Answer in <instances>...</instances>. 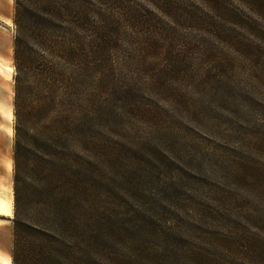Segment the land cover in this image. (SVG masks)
I'll list each match as a JSON object with an SVG mask.
<instances>
[{"label":"rangeland","instance_id":"1","mask_svg":"<svg viewBox=\"0 0 264 264\" xmlns=\"http://www.w3.org/2000/svg\"><path fill=\"white\" fill-rule=\"evenodd\" d=\"M130 1L143 8L135 9L143 26L124 27L116 70L98 79L78 115L81 139L77 127L73 138L39 136L50 140V156L43 152L42 172L21 175L20 217L45 221L54 184L43 169L49 174L60 159L89 187V199L77 188L62 202L89 200L91 220L78 207L70 220L92 240L95 264H264V0H175V9ZM15 4L0 0V96L12 108L0 98L11 135L0 140V264L12 263L15 196L7 183L14 190L16 127L25 119L16 79L27 90L38 81L14 63ZM25 40V56L38 53L47 67V48ZM40 119L28 116L29 135Z\"/></svg>","mask_w":264,"mask_h":264},{"label":"trees","instance_id":"2","mask_svg":"<svg viewBox=\"0 0 264 264\" xmlns=\"http://www.w3.org/2000/svg\"><path fill=\"white\" fill-rule=\"evenodd\" d=\"M178 5L175 0H159L155 6L175 9ZM106 9L128 10L120 14ZM135 9L143 8L130 0H16L14 22L18 34L14 63L19 70L33 73L38 81L37 88L27 90L30 87L27 80L21 76L16 79L17 108L23 109L25 119L24 124L16 127L14 145L13 264H95L90 253V247L94 245L92 240L90 237L84 239L87 235L75 228L70 220L73 213L79 212L87 222L91 220L89 207H86L89 200L62 202L63 197L70 196L71 192L72 196L76 195L77 188H81V199H89V187L83 183L80 185L81 181L71 178L65 169L59 167V163L62 164L60 159H53L50 173L43 169L45 178L54 184L51 201L46 203L50 211L45 221L34 223L20 217L23 215V203L19 199L21 175L27 173L30 177V174L42 172L45 164L43 152L50 156V140L40 143L39 136L48 132L46 135L53 141L67 135L73 138L76 127L79 130L82 123H86L84 116L78 115L87 111L85 101H88L89 92L96 90L98 79L109 77L116 70L114 51L127 32L124 27L130 30L143 26L139 11L135 12ZM44 19L49 21L50 27L41 25ZM26 36L47 48L51 57L47 67L39 60L38 53L30 58L25 56L23 43ZM43 84L47 89L42 87ZM74 113L77 117L71 118ZM31 115L43 117L35 135H29L27 131V119ZM49 115L50 119L45 120ZM78 134L81 139L80 130ZM82 194L86 197L83 198ZM77 207L79 212L75 210ZM75 229L78 230L76 234ZM78 234L83 237L81 244L74 237Z\"/></svg>","mask_w":264,"mask_h":264},{"label":"crops","instance_id":"3","mask_svg":"<svg viewBox=\"0 0 264 264\" xmlns=\"http://www.w3.org/2000/svg\"><path fill=\"white\" fill-rule=\"evenodd\" d=\"M1 99H3L1 96H0ZM4 101V99H3ZM5 102V101H4ZM6 103V102H5ZM6 105L8 107H10L7 103ZM11 108V107H10ZM12 109V108H11ZM13 111V110H12ZM13 129V128H12ZM7 130H8V120L6 118H4L2 115H0V140L2 139V136H6V137H9L11 135H9L7 133ZM13 133V132H12ZM2 157H3V153L0 151V164H2ZM3 168L5 169V173L8 175V172H11L12 171V166L9 165V167H5L3 166ZM12 173V172H11ZM8 189H12L13 191V194H14V190H13V185H12V182L11 180H9V182L7 183V193H8ZM6 193V195H7ZM0 195L4 196L3 193L0 192ZM5 195V196H6ZM7 216V215H6ZM3 217V216H1ZM7 217H10V216H7ZM11 218V217H10ZM13 228V226H12ZM3 234L6 235V232L3 231L2 229H0V238L3 236ZM6 245L2 246L1 245V240H0V263H1V257L3 256H6ZM11 256V254H10ZM5 258H2V260H4ZM5 261V260H4ZM4 263V262H3ZM11 264V262L9 263Z\"/></svg>","mask_w":264,"mask_h":264},{"label":"bare ground","instance_id":"4","mask_svg":"<svg viewBox=\"0 0 264 264\" xmlns=\"http://www.w3.org/2000/svg\"><path fill=\"white\" fill-rule=\"evenodd\" d=\"M3 261V260H2ZM12 264V263H11Z\"/></svg>","mask_w":264,"mask_h":264}]
</instances>
